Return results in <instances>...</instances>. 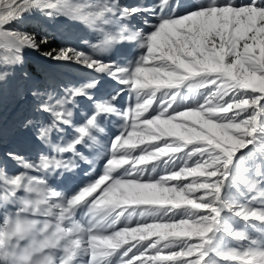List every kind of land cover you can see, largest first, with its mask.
<instances>
[{"label":"snow or ice","instance_id":"snow-or-ice-1","mask_svg":"<svg viewBox=\"0 0 264 264\" xmlns=\"http://www.w3.org/2000/svg\"><path fill=\"white\" fill-rule=\"evenodd\" d=\"M32 13L98 42L42 51ZM0 46L32 149L0 158V264H264V0H0Z\"/></svg>","mask_w":264,"mask_h":264},{"label":"rangeland","instance_id":"rangeland-1","mask_svg":"<svg viewBox=\"0 0 264 264\" xmlns=\"http://www.w3.org/2000/svg\"><path fill=\"white\" fill-rule=\"evenodd\" d=\"M70 2L83 3L86 2V0H70ZM123 2L134 4L137 2V0H123ZM144 2L151 3V0H144ZM188 2L189 0H177V3L181 5ZM194 2L201 3L204 2V0H194ZM178 12L182 13L183 8L181 7ZM138 19L142 20V18ZM135 23L136 22L134 21L133 24ZM18 27L20 28V30L29 33H35L37 34V36H41L47 33L49 35V45L43 47L42 51H48L49 48H58L61 46H65L66 44H71L74 47H78L80 50L90 52L91 50L84 43V40L87 39L90 44L98 42L96 35L92 33L91 30L84 31L77 22L71 21L69 18L64 17H59L55 20H51L43 17L40 13H32L25 15L23 21ZM129 51L130 46L126 43L116 46V58L124 60V58L128 56ZM10 54V51L6 47L0 46V58H3ZM25 56L27 57L25 63L29 70L50 68L56 73L58 78L62 80H72L73 78H78L85 75V73L74 66H59L54 62L45 61L43 57H41L40 53H34L26 50ZM15 85L16 81L11 79L7 83L0 85V158H2L8 150L13 148L23 147L24 150L28 152L32 150L31 146L25 144L27 134L21 131H17L13 126L14 121H16V119L20 115V113L17 114V112L23 107V105L18 102L15 96ZM114 86V83L109 82L105 78L101 92H108ZM128 101V95L124 94L120 99V104L127 106ZM106 127L110 128L111 131L114 132L117 130L119 125L117 121L113 119L111 123L106 122ZM8 172L9 174L15 172V168H13L11 164L8 165ZM94 175L95 171H89L87 176L83 171H81L70 181L76 183L79 181L87 182L88 177H94ZM67 183L68 181L65 184ZM241 187L243 186L241 185ZM237 198L240 199L239 197ZM241 202L243 201L241 200ZM256 206L258 207L259 205L257 204ZM248 230L251 234L257 236V238L261 234V229L259 227Z\"/></svg>","mask_w":264,"mask_h":264},{"label":"trees","instance_id":"trees-1","mask_svg":"<svg viewBox=\"0 0 264 264\" xmlns=\"http://www.w3.org/2000/svg\"><path fill=\"white\" fill-rule=\"evenodd\" d=\"M25 60H27V57L25 56ZM21 112V110H19L18 112H17V114H19Z\"/></svg>","mask_w":264,"mask_h":264},{"label":"crops","instance_id":"crops-1","mask_svg":"<svg viewBox=\"0 0 264 264\" xmlns=\"http://www.w3.org/2000/svg\"><path fill=\"white\" fill-rule=\"evenodd\" d=\"M256 224H259L260 222H255Z\"/></svg>","mask_w":264,"mask_h":264}]
</instances>
